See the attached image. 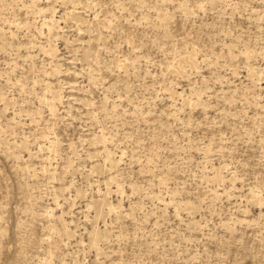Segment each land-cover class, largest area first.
<instances>
[{"label":"rangeland","instance_id":"374dc122","mask_svg":"<svg viewBox=\"0 0 264 264\" xmlns=\"http://www.w3.org/2000/svg\"><path fill=\"white\" fill-rule=\"evenodd\" d=\"M0 264H264V0H0Z\"/></svg>","mask_w":264,"mask_h":264}]
</instances>
